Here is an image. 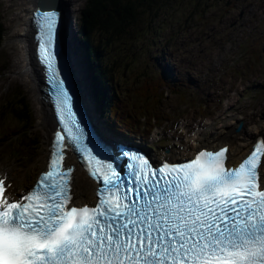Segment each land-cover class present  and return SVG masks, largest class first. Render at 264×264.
Here are the masks:
<instances>
[{
  "label": "snow or ice",
  "instance_id": "obj_1",
  "mask_svg": "<svg viewBox=\"0 0 264 264\" xmlns=\"http://www.w3.org/2000/svg\"><path fill=\"white\" fill-rule=\"evenodd\" d=\"M57 22L55 11L39 14L38 56L58 127L34 188L12 198L0 173V264H264V137L237 165L227 146L160 165L121 149L122 170L76 107ZM67 150L97 182L95 204L75 196Z\"/></svg>",
  "mask_w": 264,
  "mask_h": 264
},
{
  "label": "rangeland",
  "instance_id": "obj_2",
  "mask_svg": "<svg viewBox=\"0 0 264 264\" xmlns=\"http://www.w3.org/2000/svg\"><path fill=\"white\" fill-rule=\"evenodd\" d=\"M34 1L0 0V17L5 27L4 43L0 50V117L7 103L19 94V100L24 97L22 101L29 108L33 120L29 131L33 149L27 150V157L13 158L10 156L13 147L7 145L0 147V166H6L12 179L16 180L13 191L16 195L24 193L31 187L43 169L44 159L42 155L44 133L38 125L40 106L22 83L23 79L30 80L29 73L24 68L20 70L29 59L27 47L19 42L21 37L26 35L25 30H28L29 11L33 9ZM198 1L194 0L191 4L196 5ZM66 2L64 6L69 4L68 12L77 25L88 0ZM207 2L213 4L209 10L210 14L204 16L194 14L191 23L186 22L188 11L192 10L188 1L180 0L167 13L165 10L162 19L166 21L165 25L168 23L170 27H165L159 32L162 24L158 21L153 31L145 37V44L154 41L157 46L154 49L149 46L136 57L135 76L140 72L152 70L151 76L157 80L164 77L161 69L169 63L171 67L180 70V74L173 81H186L191 78L197 83L195 87L185 90L181 88L179 90L181 97H175L166 89V99L160 109L159 120L138 121V135L146 137V143L151 147L154 157L161 158L172 151L178 158L189 157L191 152L202 146L204 136L221 131L224 134L232 130L236 132L242 123L244 126L241 132H236L242 136L241 141L237 142L242 148L248 139L245 131L256 138L264 133V54L255 62L254 57L242 51V45L247 41L246 37L254 32L253 28L258 30L261 27L260 30H264V0H207ZM220 10L224 13L228 11L230 14L229 17L226 16L223 24L216 19ZM241 11H244L245 15L242 20H238ZM211 16L215 20H209ZM150 19L147 17L145 21L151 23ZM235 22L236 25L231 27ZM183 24L188 27L187 31ZM174 29L179 38L176 39L179 45L167 49L164 45L165 40ZM261 46L259 41V47ZM261 50H264V46ZM171 51L173 55L168 61L163 55ZM160 53L162 58L157 61L156 57ZM253 65V68H247ZM132 78L127 77L129 86L135 81ZM167 80L172 81L169 78ZM142 81L143 78L138 82ZM258 91L261 94H258ZM250 92L251 95L248 96ZM133 102L132 99L131 103ZM150 114L154 116L156 112ZM80 173L79 180L83 179V183L89 182L86 175ZM21 178L22 182L17 184Z\"/></svg>",
  "mask_w": 264,
  "mask_h": 264
},
{
  "label": "trees",
  "instance_id": "obj_3",
  "mask_svg": "<svg viewBox=\"0 0 264 264\" xmlns=\"http://www.w3.org/2000/svg\"><path fill=\"white\" fill-rule=\"evenodd\" d=\"M179 1L88 0L80 15L78 23L80 39L94 71L95 96L102 103L101 100L110 97L105 96V89L110 93L113 90L110 102L108 100V105L109 103L110 105L109 107L105 106L109 108L111 120L121 128L120 130L125 135L136 132L135 128H139L137 123L139 119L146 118L147 120V117L153 120L159 119L158 113L166 99V89L176 97H181L179 95L181 88L185 90V84L178 88L177 83L171 85L163 78L153 79L151 76L152 70L140 72L139 77L130 86L125 80L127 74L128 77L134 75L136 57L148 49L149 46L153 49L157 46L154 41L145 44V37L153 31L158 21L162 24L159 32L164 30L165 27H170L168 23L165 25L166 21L162 17ZM186 1L192 7L186 17L188 23L192 22L194 14H201L200 16L210 14L209 10L213 6L207 0H199L196 5L191 4L194 0ZM219 13L220 17L216 19L220 21L224 17V13L222 10ZM147 17L151 18V23L145 21ZM187 18L190 20H187ZM210 19H214V17L211 16ZM205 21L207 22L208 19ZM144 23H147V25L145 26ZM182 26L186 31L188 30L185 24ZM4 36L5 27L0 17V50L4 43ZM177 38L178 35H176L174 29L167 36L164 43L165 47L168 49L176 46ZM255 45V42H248L244 53L252 55L256 59ZM161 58L160 53L156 60L160 61ZM166 67L170 71V65L166 64ZM142 78L143 81L139 83L138 81H141ZM184 82L189 84L188 81L182 83ZM18 96L20 95L17 94L11 102L7 103L0 117V147L5 145L13 147L12 154L14 158L26 157L27 150L33 149L31 147V141L33 140L29 136L33 120L29 108L22 101L24 97L19 100ZM132 99L134 100L133 103H131ZM150 112H156V114L152 116Z\"/></svg>",
  "mask_w": 264,
  "mask_h": 264
},
{
  "label": "bare ground",
  "instance_id": "obj_4",
  "mask_svg": "<svg viewBox=\"0 0 264 264\" xmlns=\"http://www.w3.org/2000/svg\"><path fill=\"white\" fill-rule=\"evenodd\" d=\"M63 1H65V0H63ZM66 1H68V0H66ZM66 1H65V3H67ZM36 2H37V0L34 1V3H33L34 6H35ZM29 5H31V1H30ZM66 7H69V4H66ZM34 9L35 8H33L29 11L30 21L28 24V30L27 29L25 30L26 35L24 34L23 37H21L20 42H19L21 45L27 47L26 51L28 53V58H29L26 61L27 64H24V66H21L20 70L22 71L24 68L25 71L27 73H29L28 76H29L30 80L26 81L23 79L22 83L31 92V94L36 98V101H37L38 105L40 106L39 111H38V125L41 127L42 132L44 133V135L42 137V141H43L42 146H44V151L42 153L43 158H44L43 159V169H44L46 166V157L48 156L49 146L51 145V142H52L51 133L54 132L55 125H54V118H53L52 109L50 108L49 102H47L48 101L47 97L43 96L44 79H43L41 64L37 61L36 56H35V51H36L35 47L36 46L33 42V37L35 35V31L34 32L31 31V30H33L31 28L32 13L34 11H36ZM68 11H69V9H68ZM69 13L66 12L65 20L69 19ZM74 29L70 30L69 42L70 43L75 42L77 44L78 38H77L76 33L74 32ZM33 57H34V59H33ZM76 67H77V64H76ZM166 68L167 67L165 64L164 68H162L161 71H163V70L166 71V76L169 79H172V80L176 79V74H171V71H173V72L175 71L174 68L171 67L170 71H168ZM78 69H80V68H78ZM172 77H174V78H172ZM134 79L136 81V78H134ZM132 83H134V81ZM88 88H92V87L89 86L88 84H86V86H85L86 96L89 99V92L91 93V90ZM39 95H41V96H39ZM91 107L93 108L94 106H91ZM50 109H51V111H50ZM104 109H105V107H104ZM98 126H101L100 122H98ZM98 126H97L98 130L104 135V137H106L108 140H111V136H109L104 131H102V129H100ZM244 134L247 135L248 139H247V142L244 143L245 145L243 148L241 147L240 144H239L240 145L239 146L237 143V142L241 141L242 136H240L239 134H237L233 130L227 132V134H224L223 131H221L220 133H217V134L206 135V136H204V139L201 142V145H202V148L208 147L209 149L220 148V147L226 146V145L230 146L229 152L231 154V162H232V164H236L247 153L250 152L253 145L255 144V142H254L256 139L255 135L250 136V133L248 131H245ZM244 134H242V135H244ZM261 136L264 137V133L261 134ZM111 145H112V149H113L114 146H113V144H111ZM164 158H166V159L168 158V159L172 160V162L180 161V160H178V156H176L173 151L171 153H169L167 156H165ZM81 171L82 170L80 168H78V170L74 173V179L76 182L74 192H75V196L80 198V203L82 205V204L88 203L91 200H93V201L95 200L94 193L96 190V184H93L91 181H89V182L87 181V182L83 183V179L80 181L79 179L81 176V173H80ZM21 182H22V178L17 181V184H19ZM11 189H13V187Z\"/></svg>",
  "mask_w": 264,
  "mask_h": 264
},
{
  "label": "water",
  "instance_id": "obj_5",
  "mask_svg": "<svg viewBox=\"0 0 264 264\" xmlns=\"http://www.w3.org/2000/svg\"><path fill=\"white\" fill-rule=\"evenodd\" d=\"M64 5H65V3L63 0H37L34 8H40L43 10H50V9L54 8V9H57L61 13V30H62V33L59 36V40L61 39L60 45L63 49V57L65 55L66 62L71 68L70 60H69V53H68L67 45L65 42V36H64V29L66 26L65 14L67 12L66 6H64ZM71 72H72L71 78H73L72 81L75 84V86H77L78 91H79L77 79H76L75 74L73 73L72 69H71ZM80 93L81 92H79L80 102L83 103ZM241 127H242V125L237 129L238 132L241 130Z\"/></svg>",
  "mask_w": 264,
  "mask_h": 264
}]
</instances>
